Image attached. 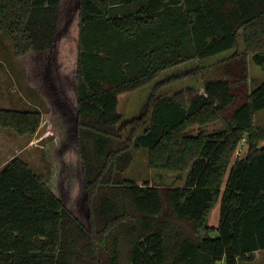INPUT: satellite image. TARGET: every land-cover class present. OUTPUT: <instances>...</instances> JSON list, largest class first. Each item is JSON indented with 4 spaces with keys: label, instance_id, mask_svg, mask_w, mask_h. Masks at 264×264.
Returning <instances> with one entry per match:
<instances>
[{
    "label": "trees",
    "instance_id": "16d2710c",
    "mask_svg": "<svg viewBox=\"0 0 264 264\" xmlns=\"http://www.w3.org/2000/svg\"><path fill=\"white\" fill-rule=\"evenodd\" d=\"M0 32L44 106L0 108V128L76 119L54 188L18 156L0 168V264H239L264 249V79L249 76V61L264 73V0H0ZM188 63L174 80L199 85L158 94ZM148 85L144 116L125 119L119 96ZM141 149L179 183L126 175Z\"/></svg>",
    "mask_w": 264,
    "mask_h": 264
},
{
    "label": "rangeland",
    "instance_id": "374dc122",
    "mask_svg": "<svg viewBox=\"0 0 264 264\" xmlns=\"http://www.w3.org/2000/svg\"><path fill=\"white\" fill-rule=\"evenodd\" d=\"M235 50L241 51L242 44L239 38ZM195 63H188L177 68L168 70L161 75L160 79L168 81L161 87L158 94H171L185 86H198L199 80L192 76L174 80L180 73L192 69ZM250 85L254 86L264 79V73L249 61ZM152 85L145 86L134 92L119 96V111L125 119L132 117L142 118L146 111L147 99L151 94ZM201 91V87H198ZM0 108L17 110H44L40 94L27 81L23 65L13 53V45L10 38L0 32ZM257 122L264 124V111L257 114ZM218 123L208 124L203 127H195L196 132L200 129L212 131L219 129ZM76 119L75 110L59 112L55 116L43 114L38 130L32 135H18L11 128H0V168L11 158L18 156L25 161L33 170L45 177L46 183L54 188L56 171L58 167L57 146L60 143H75ZM264 144V142H262ZM247 151L245 141L239 143L235 155L241 158ZM134 163L131 166L130 175L138 183L144 179H150L152 183H179L172 174H157L148 169L145 149L134 150ZM219 217V203L211 210L208 218L209 225L216 227ZM217 264H224L219 261ZM264 264V250L255 254L251 263Z\"/></svg>",
    "mask_w": 264,
    "mask_h": 264
},
{
    "label": "crops",
    "instance_id": "0c3cea01",
    "mask_svg": "<svg viewBox=\"0 0 264 264\" xmlns=\"http://www.w3.org/2000/svg\"><path fill=\"white\" fill-rule=\"evenodd\" d=\"M262 250H264V249H262ZM262 250H256V251H254L253 253H252V255H253V259H254V257H255V254L256 253H259L260 251H262ZM253 259L251 260V261H240L239 262V264H242V263H251L252 261H253Z\"/></svg>",
    "mask_w": 264,
    "mask_h": 264
}]
</instances>
